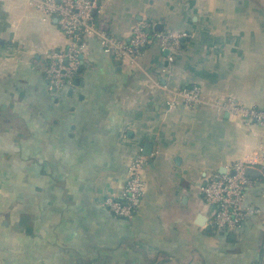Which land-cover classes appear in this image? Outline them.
<instances>
[{
	"label": "crops",
	"instance_id": "obj_1",
	"mask_svg": "<svg viewBox=\"0 0 264 264\" xmlns=\"http://www.w3.org/2000/svg\"><path fill=\"white\" fill-rule=\"evenodd\" d=\"M98 29L127 39L134 25L184 33L169 63L155 43L139 67L84 40L73 88L47 89L46 55L68 39L24 0H0V264H264V221L210 226L205 176L259 166L264 128L206 106L166 108L168 89L264 108V0H99ZM150 144L136 215L102 205ZM251 178V177H250ZM245 205L264 213L262 177Z\"/></svg>",
	"mask_w": 264,
	"mask_h": 264
},
{
	"label": "built area",
	"instance_id": "obj_2",
	"mask_svg": "<svg viewBox=\"0 0 264 264\" xmlns=\"http://www.w3.org/2000/svg\"><path fill=\"white\" fill-rule=\"evenodd\" d=\"M40 13L44 20H54L59 30L68 39L64 51L46 55L43 75L47 89L60 93L73 88L81 66L79 56L84 50V40L96 37L102 52L111 61L139 67V60L145 50L157 44L169 63L174 61L184 33L149 32L145 23L134 25L127 39H120L97 28L93 11L99 12V0H24ZM166 108L170 111L178 106L211 108L217 116L227 114L232 120L254 123L264 128V108L249 107L230 97H216L211 101L203 98L197 85L168 89ZM146 157L142 151L127 166L126 180L121 193L103 199L104 208L116 218L132 219L145 195L142 173ZM248 168L259 171L264 181V150L259 157V166L250 167L239 161L232 162L225 174L205 176L199 186L204 202L213 209L210 226L217 231L233 232L241 228L250 215H259L264 221V213L245 205L247 189L256 186V178L246 176ZM264 196V184H262Z\"/></svg>",
	"mask_w": 264,
	"mask_h": 264
},
{
	"label": "water",
	"instance_id": "obj_3",
	"mask_svg": "<svg viewBox=\"0 0 264 264\" xmlns=\"http://www.w3.org/2000/svg\"><path fill=\"white\" fill-rule=\"evenodd\" d=\"M98 5H100V4H98ZM95 14H96V11L94 10L93 11V15H95ZM79 58H80V61H81V66L78 68V73H82L83 72V67H82L83 56L80 55ZM75 83H78V79H75ZM151 151H152V147H151L150 144L147 143L143 147L142 155H144L145 157H148V156H150ZM245 174H246V176L251 177V178L260 177L259 171L257 169H255V168H248L246 170Z\"/></svg>",
	"mask_w": 264,
	"mask_h": 264
}]
</instances>
